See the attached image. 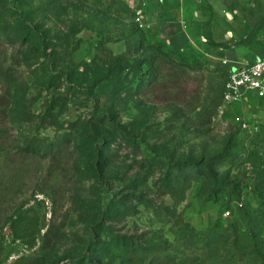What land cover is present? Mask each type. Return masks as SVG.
Returning <instances> with one entry per match:
<instances>
[{"label":"rangeland","instance_id":"1","mask_svg":"<svg viewBox=\"0 0 264 264\" xmlns=\"http://www.w3.org/2000/svg\"><path fill=\"white\" fill-rule=\"evenodd\" d=\"M4 1L0 264H264L255 94L229 113L227 70L146 44L128 0ZM243 13L264 44V0Z\"/></svg>","mask_w":264,"mask_h":264},{"label":"crops","instance_id":"2","mask_svg":"<svg viewBox=\"0 0 264 264\" xmlns=\"http://www.w3.org/2000/svg\"><path fill=\"white\" fill-rule=\"evenodd\" d=\"M128 1L133 8L144 11L146 24L141 31L145 43L159 45L167 54L203 57L209 64H219L226 70L264 54V44L246 41L243 12L251 0H171L168 6L162 5L161 0ZM202 4L208 5L207 14ZM250 96L248 93L242 102L231 105L229 113L239 110V114L250 107ZM254 99L255 108L264 110V96Z\"/></svg>","mask_w":264,"mask_h":264},{"label":"built area","instance_id":"3","mask_svg":"<svg viewBox=\"0 0 264 264\" xmlns=\"http://www.w3.org/2000/svg\"><path fill=\"white\" fill-rule=\"evenodd\" d=\"M249 92H253L256 97L264 96V54L251 62L231 66L226 71L222 92L224 104L241 102ZM235 123L240 130L249 127V122L242 117H237Z\"/></svg>","mask_w":264,"mask_h":264},{"label":"trees","instance_id":"4","mask_svg":"<svg viewBox=\"0 0 264 264\" xmlns=\"http://www.w3.org/2000/svg\"><path fill=\"white\" fill-rule=\"evenodd\" d=\"M7 6L8 5L4 0H0V42H4V40H7V38H8V40H9L8 45L9 46H15L14 42H11V38L14 40H17V41L20 38H22L23 33H24V35L26 34V32H25L26 26L25 27L23 26L25 24H23L22 20L14 19L13 15H9ZM135 30H139V29H135ZM9 32H10V35H6ZM140 32H141V35H143L142 31H140ZM25 37H26V35H25ZM20 41H22V40L20 39ZM161 56H163V55H161ZM163 57H165V56H163ZM156 59H158V57L156 56V58H155V56H154L153 62H155ZM159 60L161 61L162 58H160ZM120 61L122 63H125V64L128 63L129 64V60L126 59V55L120 54L114 59V62L112 64L114 69H116L118 67V65L121 64ZM20 62L21 61L18 62L17 60L15 62V60L13 58L12 64H17V63L21 64ZM164 63H167V62L163 61L161 64H164ZM109 74H113V73L111 72ZM3 77H5L4 74L0 73V79H3ZM27 148H29V146H27ZM27 151H30V150H27Z\"/></svg>","mask_w":264,"mask_h":264}]
</instances>
